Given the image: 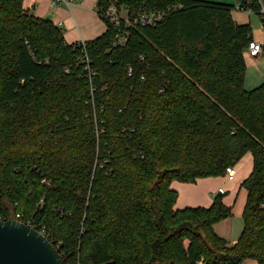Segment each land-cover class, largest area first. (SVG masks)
Instances as JSON below:
<instances>
[{"label": "trees", "instance_id": "trees-1", "mask_svg": "<svg viewBox=\"0 0 264 264\" xmlns=\"http://www.w3.org/2000/svg\"><path fill=\"white\" fill-rule=\"evenodd\" d=\"M111 5L164 15L117 45ZM233 8L97 0L105 32L69 44L23 0H0V217L44 233L64 264H264V83L244 89L252 33ZM247 153L229 244L214 231L233 216L225 193L175 209L171 183L223 176Z\"/></svg>", "mask_w": 264, "mask_h": 264}, {"label": "crops", "instance_id": "crops-1", "mask_svg": "<svg viewBox=\"0 0 264 264\" xmlns=\"http://www.w3.org/2000/svg\"><path fill=\"white\" fill-rule=\"evenodd\" d=\"M96 4L97 0H78L70 6L55 4L53 0H23V7L35 17L44 18L50 15L49 20L63 30L64 39L69 44L94 40L105 32L106 26L96 12ZM252 166V156L247 153L235 165L236 174L233 181H226L223 176H219L198 179L192 184L172 182L171 188L178 193L174 208L208 207L212 203L214 193L222 187L225 190L224 204L233 206L232 217L236 215L242 218L246 192L240 189V184L250 174ZM239 193H245V196L240 197V204L235 209ZM218 226V223L214 225L216 233H219ZM236 240L237 237H233L231 241H227L233 244Z\"/></svg>", "mask_w": 264, "mask_h": 264}, {"label": "water", "instance_id": "water-1", "mask_svg": "<svg viewBox=\"0 0 264 264\" xmlns=\"http://www.w3.org/2000/svg\"><path fill=\"white\" fill-rule=\"evenodd\" d=\"M51 16L44 17L49 20ZM0 264H64L41 232L16 219L0 220Z\"/></svg>", "mask_w": 264, "mask_h": 264}, {"label": "rangeland", "instance_id": "rangeland-1", "mask_svg": "<svg viewBox=\"0 0 264 264\" xmlns=\"http://www.w3.org/2000/svg\"><path fill=\"white\" fill-rule=\"evenodd\" d=\"M210 2H218L224 4L235 5L236 0H203ZM62 4L63 3H59ZM121 16L125 15L122 11ZM231 17L234 22L237 24H249L252 33V39L259 42L264 47V24L262 18L259 14L251 13L247 14L246 12L236 10L233 8L231 10ZM245 63V75H244V89L246 91H251L257 88L259 85L264 83V50L258 57H251L247 51L243 55ZM245 196V193L242 195L239 193V199L237 200L235 209L239 206L240 197ZM220 226L219 235L223 236L224 239L231 241L233 237H239L242 230V218L230 217L218 222ZM243 264H257L255 260H246Z\"/></svg>", "mask_w": 264, "mask_h": 264}, {"label": "built area", "instance_id": "built-area-1", "mask_svg": "<svg viewBox=\"0 0 264 264\" xmlns=\"http://www.w3.org/2000/svg\"><path fill=\"white\" fill-rule=\"evenodd\" d=\"M253 0H236V4L234 8L239 11L246 12L247 14L256 13L259 14L262 18V22L264 24V5L261 3L260 0H257L259 3V9H254L252 6ZM55 4L63 3L66 6H70L72 3L78 2V0H53ZM124 12L125 15L121 16V12ZM164 15V12H152L149 14H141L138 17L130 20L126 16V12L124 9L117 10L114 5H111L106 11L104 17L110 21V23L116 25L118 27V33L115 38V44L117 45H124L127 40V31L126 28L130 25H140L142 27L152 25L156 21H159L161 17ZM122 23H124L125 29L122 27ZM83 43V42H82ZM264 50V47L257 41L251 39L248 42L246 51L251 57H258ZM236 174L235 166H228L225 169L223 177L226 181H233ZM223 194L225 193L224 188H218L214 194ZM0 220H3L0 217ZM42 233V232H41ZM45 237L46 235L42 233ZM70 264H79V263H70Z\"/></svg>", "mask_w": 264, "mask_h": 264}]
</instances>
